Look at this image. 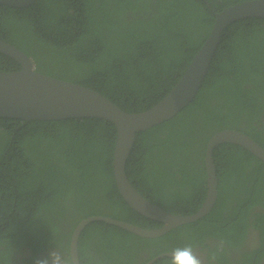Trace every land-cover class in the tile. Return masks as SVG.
I'll use <instances>...</instances> for the list:
<instances>
[{"label":"trees","instance_id":"obj_1","mask_svg":"<svg viewBox=\"0 0 264 264\" xmlns=\"http://www.w3.org/2000/svg\"><path fill=\"white\" fill-rule=\"evenodd\" d=\"M241 1L0 4V38L32 57L39 72L95 89L124 111L138 113L156 105L181 78L210 33L213 10ZM21 68L0 52V71ZM263 117L264 17H246L224 31L193 101L171 119L137 133L127 175L141 194L166 211L193 214L207 192L210 137L232 128L264 147ZM115 142L116 128L104 119L25 122L0 117V264H36L43 259L38 254L54 246L71 264L72 232L90 215L148 229L163 225L133 210L120 195L113 174ZM214 159L220 195L206 216L155 238L105 221L91 222L79 238L80 264H145L160 253L186 244L196 247L209 237L232 246L242 240L237 227H245L246 221L237 210L241 206L243 212L252 199L264 204V162L232 143L217 146ZM245 191L253 193L246 197ZM252 222H264V214L256 213ZM262 247L246 249L244 264H254L250 257L264 254ZM169 259L154 264H169ZM224 260L218 263L228 264Z\"/></svg>","mask_w":264,"mask_h":264},{"label":"water","instance_id":"obj_2","mask_svg":"<svg viewBox=\"0 0 264 264\" xmlns=\"http://www.w3.org/2000/svg\"><path fill=\"white\" fill-rule=\"evenodd\" d=\"M36 0H0V4L26 7ZM215 21L207 39L197 51L175 86L156 105L143 112H126L100 92L80 83L45 74L36 70L32 57L15 45L0 38V52L18 61L22 68L0 71V117L36 120H63L70 118H97L113 123L116 142L113 151V174L116 186L125 202L136 212L161 222L159 228H143L127 221L104 215L83 218L74 228L70 240V259L79 260V238L91 222L105 221L143 238H155L178 226L198 221L214 207L219 197L217 167L214 149L225 143L239 145L264 162V147L249 134L232 128L215 132L207 142L205 153L206 196L199 209L190 215L166 211L141 194L130 181L126 163L134 147L137 133L146 131L171 119L193 99L208 73L224 31L235 21L246 17H264V0H244L223 10H213ZM171 251L158 254L145 264H154Z\"/></svg>","mask_w":264,"mask_h":264},{"label":"flooded vegetation","instance_id":"obj_3","mask_svg":"<svg viewBox=\"0 0 264 264\" xmlns=\"http://www.w3.org/2000/svg\"><path fill=\"white\" fill-rule=\"evenodd\" d=\"M247 168L249 172L254 173L253 167H247ZM223 190L226 191L225 189ZM244 193L246 197H249L250 195H252L253 192L245 191ZM238 195L244 196V194H241L239 192ZM237 212L241 213L238 216L243 217V219L246 221L245 223L247 224L245 226L246 228L243 239L238 241V243L234 244L233 246L230 245V242L229 245L223 243V247L220 248L219 247L220 242L216 241L215 239L206 238L204 243H201L200 245L194 247L198 252V254H200L202 258H204L205 264H219L218 259H222V258L225 259L224 261H228V264H244L245 260L247 262V257L242 255V253H245L246 249L253 250L256 249L258 246H263L260 250L264 252V232L261 230L264 229V222H252L256 213L262 212L264 214V204L256 203V200L253 201L252 199L249 202L247 201V204L244 206L243 212H241V206L238 207ZM257 224H259L260 226H258ZM243 228L244 227H242V225L238 226L237 229L238 236L241 235ZM52 249L53 247L41 251L38 255H41L43 258H46ZM22 251L24 253H30L29 249L27 248H22ZM222 252H224L225 255H222L221 254ZM213 254H215V259L210 260V257ZM19 255L21 254L18 253V256ZM25 255L28 256L29 254H25ZM254 256L255 258L253 259ZM250 260L254 264H264V254H261V252L255 253L250 257ZM223 264H227V263H223Z\"/></svg>","mask_w":264,"mask_h":264},{"label":"clouds","instance_id":"obj_4","mask_svg":"<svg viewBox=\"0 0 264 264\" xmlns=\"http://www.w3.org/2000/svg\"><path fill=\"white\" fill-rule=\"evenodd\" d=\"M255 2H257V0H255ZM244 232L245 228H243L241 237L244 235ZM209 238L214 239L213 237ZM219 247H223V241L220 242ZM170 253L171 255L169 259V264H205L204 258H202L200 254H198L192 244H186L181 247H176L172 249ZM214 259L215 254L210 257V260ZM36 264H70V262L64 252L60 248L54 246L53 249L49 252L48 256L46 258L37 260ZM71 264H75V262L72 260ZM96 264H99V262L96 261Z\"/></svg>","mask_w":264,"mask_h":264},{"label":"bare ground","instance_id":"obj_5","mask_svg":"<svg viewBox=\"0 0 264 264\" xmlns=\"http://www.w3.org/2000/svg\"><path fill=\"white\" fill-rule=\"evenodd\" d=\"M262 121H264V118H263V120ZM171 213V212H170ZM196 222V221H195ZM192 223V222H191ZM185 224H187V223H185ZM71 240V239H70ZM79 260H80V258H79Z\"/></svg>","mask_w":264,"mask_h":264},{"label":"rangeland","instance_id":"obj_6","mask_svg":"<svg viewBox=\"0 0 264 264\" xmlns=\"http://www.w3.org/2000/svg\"><path fill=\"white\" fill-rule=\"evenodd\" d=\"M246 225H247V224H246ZM246 225H243V226H246ZM237 228H238V227H237ZM244 228H246V227H244ZM21 255H22V254H21ZM21 255H20V256H21Z\"/></svg>","mask_w":264,"mask_h":264}]
</instances>
